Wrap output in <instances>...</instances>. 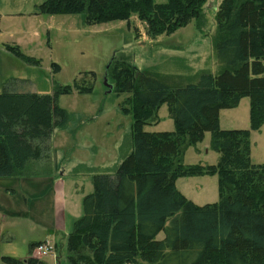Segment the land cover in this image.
<instances>
[{"label":"trees","instance_id":"16d2710c","mask_svg":"<svg viewBox=\"0 0 264 264\" xmlns=\"http://www.w3.org/2000/svg\"><path fill=\"white\" fill-rule=\"evenodd\" d=\"M208 0H47L41 14H83L88 24L145 23L154 38L198 21ZM212 49L221 69L197 83L170 87L140 72L122 53L113 55L106 78L127 94L130 140L121 162L94 171L93 191L66 237L67 264H264V164L251 163V131L264 124V0H222L215 14ZM5 49L27 64L38 62L17 47ZM85 75V74H84ZM94 76L93 73H86ZM85 77V76H84ZM92 83L54 86L52 95L4 88L0 93V178L50 171L51 135L70 115L58 105ZM249 100V129L221 130L219 113ZM166 106L172 132H148ZM210 134L216 165H184L189 147ZM217 177L218 200L198 206L176 188L181 178ZM162 234V238L158 236ZM2 257L3 264H45L32 256Z\"/></svg>","mask_w":264,"mask_h":264},{"label":"rangeland","instance_id":"374dc122","mask_svg":"<svg viewBox=\"0 0 264 264\" xmlns=\"http://www.w3.org/2000/svg\"><path fill=\"white\" fill-rule=\"evenodd\" d=\"M46 1L0 0V93L4 88H14L52 95L55 85L72 86L74 81L92 83L91 93L73 91L58 99L59 107L70 115V120L64 129L51 135L49 169L53 174L69 172L79 164L101 169H114L120 164V147L130 140L133 119L125 114L130 109L129 96L117 95L116 82L106 78V69L116 52L118 57L122 53L134 63L138 71L148 72L170 87L195 84L202 74L214 75L221 69L211 39L215 34V14L222 0H208L198 21L154 38L147 35L145 23L136 16L128 21L88 24L83 14H41L39 6ZM6 46L17 47L38 64L23 62L8 52ZM90 72L93 77L86 75ZM219 124L221 130L249 129V100L243 99L235 109L220 111ZM145 130H174L166 106L159 109L158 121ZM250 143L251 163L264 164V124L259 131H251ZM218 158L210 150V134L206 133L201 142L187 149L184 165H216ZM33 178H0V264L2 257L26 259L29 253L27 236L7 232L8 220L44 222L49 214L43 186L28 184L32 181L28 179ZM81 179L80 183L89 180ZM83 186L85 194L92 192L90 180ZM176 187L198 205L218 200L216 176L181 178L176 181ZM69 220L63 234L73 230V225L69 228ZM20 222H15L17 228L22 226ZM64 249L62 241V251H57L60 264H67ZM33 255H37L35 248ZM39 257L47 264H56L51 256Z\"/></svg>","mask_w":264,"mask_h":264},{"label":"crops","instance_id":"0c3cea01","mask_svg":"<svg viewBox=\"0 0 264 264\" xmlns=\"http://www.w3.org/2000/svg\"><path fill=\"white\" fill-rule=\"evenodd\" d=\"M112 169L113 167L111 169L108 168L101 169V168H91V167H87L86 165L79 164L73 167L69 172H65V171L61 172L60 175L53 174L52 170L50 169L49 173H42L43 175H47V176H41V177H39L38 175H34L35 177L23 176L28 178L34 177L33 179H28V180H32V181H28V184L30 185H34L35 187L37 185L43 186L42 193L44 195H47L46 198H48L49 214L46 216V220L44 222L32 221L27 218H26L27 220H21V219L15 220V218H11V220H8L9 223L8 227L10 229H8L9 231L7 230V232H10L12 234H15L16 232H19L21 235L24 234L25 236H27V238L25 239L26 244H32V243L50 244L51 246L54 247L55 253L48 256L55 258L56 264H60V262L57 261V253H58L57 251L58 250L62 251L61 250L62 241L63 244L65 245L66 237L70 234V233L63 234L66 229L67 219L70 218L68 223L70 228L72 225L74 226V223L82 216V212H83L82 201L83 198L86 195H88L85 194L83 191L84 183L89 182V180L90 182L92 181V174L94 171L106 172ZM23 177H17V178H23ZM82 177H86L89 180L80 183ZM11 178H15V177H11ZM38 180H40V182H38ZM79 183L82 185H78ZM92 191H93V186H92ZM187 199L190 200L189 198ZM190 201L193 202L192 200ZM193 203L196 204L195 202ZM213 203H206L202 205L196 204V205L204 206ZM4 219L7 218L4 217ZM16 221L18 222L21 221L20 223L22 224V226H18L17 228L15 226ZM59 235L61 236L58 237ZM33 257L38 258V255H33ZM38 259L42 260V257H39ZM44 263L47 264L46 262Z\"/></svg>","mask_w":264,"mask_h":264},{"label":"built area","instance_id":"2783aa9c","mask_svg":"<svg viewBox=\"0 0 264 264\" xmlns=\"http://www.w3.org/2000/svg\"><path fill=\"white\" fill-rule=\"evenodd\" d=\"M35 251L39 256H48L54 253V247L48 243H40L35 247Z\"/></svg>","mask_w":264,"mask_h":264}]
</instances>
